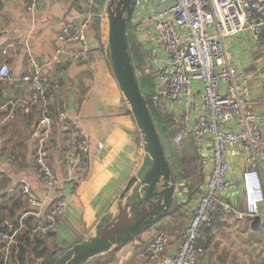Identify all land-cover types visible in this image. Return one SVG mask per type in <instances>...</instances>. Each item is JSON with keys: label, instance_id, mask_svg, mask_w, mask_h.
Returning a JSON list of instances; mask_svg holds the SVG:
<instances>
[{"label": "crops", "instance_id": "0c3cea01", "mask_svg": "<svg viewBox=\"0 0 264 264\" xmlns=\"http://www.w3.org/2000/svg\"><path fill=\"white\" fill-rule=\"evenodd\" d=\"M114 2L107 7L101 2L91 5L89 0H39L37 8L29 12L23 0H0V70L3 65H8L11 71L10 80L0 82V231L16 233L18 244L22 234L28 236L25 259L29 264H48L52 259L64 257L73 262L79 251L110 237L115 227L122 226L124 219L128 223L134 220L133 190L125 196L124 192L144 165L145 151L139 128L127 116L129 107L113 80L105 57L108 18ZM106 13L108 15L104 17ZM90 15L93 16L92 27L86 33L85 42L67 48L69 51L88 50L93 54V61L90 64L75 63L58 54V37L63 28L80 24ZM95 19L99 20L98 28ZM130 21V35L143 48V43L139 42V18L132 14ZM224 43L233 54L235 65L248 78L251 107L259 117L263 133L259 165L264 183V58L249 31L226 37ZM5 49H8L7 54H3ZM30 58L40 62L45 74L62 85L59 95L50 99L52 113L56 115L63 109L70 119L79 122L91 141L83 168L77 171L65 162L66 135L59 127L54 131L48 148L49 165L59 179V192L63 193L68 206L57 226L46 233L42 230L48 225L47 213L52 203L37 207L21 200L24 183L41 197L54 199L57 196L55 190L48 191L36 176L35 152L41 107L26 114L23 106V101L32 94L30 84L23 81V77L32 72ZM194 86L200 89L201 84L196 81ZM166 107L171 119L173 115L188 111L193 117L191 128L194 119L205 114L198 101L185 102L182 106L167 103ZM178 130L182 134L173 141L162 128L158 130L170 163L171 184L175 185L169 209L163 211L156 225L144 228L132 241L111 245L106 252L82 264H152L145 257L144 249L161 231H166L170 237L166 253L174 254L178 250L187 234L199 185L185 176L189 166L176 150L177 147L180 152L188 150L189 153L192 131L186 134ZM189 137L192 140L188 142ZM183 141L186 144L183 145ZM98 144L103 145L100 151ZM195 150L199 155L197 147ZM229 157L231 188L221 197L222 205L213 214L199 241V264H264V205L260 224L255 227V217L246 215L242 180L248 165L246 156L234 149ZM206 177L202 170V182ZM162 189L159 187L156 191ZM144 196L145 192L141 190L136 198L143 202ZM36 235L43 241L37 252L32 244ZM43 249L46 250L45 257L38 260L35 255ZM1 251L0 246V255Z\"/></svg>", "mask_w": 264, "mask_h": 264}, {"label": "built area", "instance_id": "2783aa9c", "mask_svg": "<svg viewBox=\"0 0 264 264\" xmlns=\"http://www.w3.org/2000/svg\"><path fill=\"white\" fill-rule=\"evenodd\" d=\"M33 12L39 0H23ZM113 0H89L93 5H108ZM139 18V42L145 52V63L136 68L138 80L149 78L153 88L148 91L150 104L162 101L182 106L185 102L198 101L205 114L194 119L188 111L173 115V123L183 132L192 131L200 163L206 179L198 185V196L188 223L185 239L174 254H167L170 237L166 231L158 232L144 249L152 264H199V241L203 238L212 216L221 207V197L231 188L230 153L239 149L245 156L247 168L243 174L246 215L260 217L264 205V183L259 165V152L263 133L259 117L251 107L248 78L234 63L233 54L224 43L226 37L249 31L251 39L264 58V2L260 0H134L133 13ZM90 15L80 24L67 25L58 37L57 53L75 63L90 64L93 54L85 49L69 51L68 46L85 42L92 27ZM107 47V46H106ZM106 50V49H105ZM8 49L3 51L7 54ZM32 72L23 77L32 94L23 101L25 113L40 106L42 119L37 128L38 141L35 152L36 176L48 190L57 193L54 199L41 197L28 184L21 187L23 203L44 207L52 203L47 213L48 225L44 233L53 230L67 210L68 201L59 192V179L49 165V143L55 129L66 135L67 165L77 171L83 168L91 148L90 137L78 121L70 119L60 109L51 111L50 99L59 95L62 85L45 74L44 66L34 58L29 59ZM11 78L8 65L0 70V82ZM201 84L200 89L194 82ZM199 96V97H198ZM148 105V104H147ZM149 107V105H148ZM209 148V149H208ZM100 151L102 144L97 145ZM209 151V152H208ZM16 233L0 232L2 247L0 264H10V251L18 245Z\"/></svg>", "mask_w": 264, "mask_h": 264}, {"label": "water", "instance_id": "95a60500", "mask_svg": "<svg viewBox=\"0 0 264 264\" xmlns=\"http://www.w3.org/2000/svg\"><path fill=\"white\" fill-rule=\"evenodd\" d=\"M118 1L116 11L113 12L110 9L108 18L109 39L105 57L139 128L144 144L145 163L124 192L125 196L133 190L131 201L134 203V220L128 223L127 219H124L121 223L122 226L115 227L110 237L88 249L79 251V256L73 262L69 257H64L52 259L48 264H82L87 259L106 252L111 245L128 243L138 237L144 228L156 225L161 220L163 211L169 209L172 203L171 197L174 194L175 185L171 184L170 165L150 109L141 91L130 51L127 30L128 22L133 13L134 0ZM125 11L127 17H125ZM159 187L163 189L156 191V188ZM141 190L145 192L143 202L136 198ZM259 224V217H255L254 226L257 227ZM120 227V231H117Z\"/></svg>", "mask_w": 264, "mask_h": 264}, {"label": "trees", "instance_id": "16d2710c", "mask_svg": "<svg viewBox=\"0 0 264 264\" xmlns=\"http://www.w3.org/2000/svg\"><path fill=\"white\" fill-rule=\"evenodd\" d=\"M130 20H131V18H130ZM130 20L128 22V30H127L128 34H129L128 40L130 43V48H131L130 51H131L133 63L135 65V67L138 69V68H141L142 65H144V63H145V58H144L145 54H144L143 48L137 42H135L133 37L130 35V33H132V24H131ZM94 23L96 24V26L98 28L99 27V20L95 19ZM113 80H114V82L118 88V84H117L114 76H113ZM139 83H140L141 91H142L143 95L145 97H147L148 91H150L153 88L152 81L149 78H143L142 80L140 79ZM118 90L121 93L119 88H118ZM121 96H122L124 102L126 103L122 93H121ZM147 104L149 105V109H150L153 121L157 127V130L161 131V128H162L164 133L169 138V140L171 139L172 141L175 140L180 134H182L179 132L178 127L173 123V121L170 117V113H169L166 105L162 101L159 103V105L157 107L154 106L153 104H150L148 99H147ZM126 105L128 106L127 103H126ZM127 116L133 119L132 114L130 112V108L127 111ZM187 140L189 142L190 140H192V137H189ZM193 140H192V143L189 144V149H190L189 153H188V150L186 153H182L179 151V149L177 147H176V150H177L179 156L181 157V159H183V161L186 163V165L189 166V169L186 171L185 176L187 178L193 180L194 183L200 184L202 182V167H201V163H200V157H199V155L196 154L197 153L195 150L196 145H195V142H193ZM161 142H162V140H161ZM182 144L184 145L186 143H184V141H183ZM164 150H165V148H164ZM169 165H170V163H169ZM18 227L19 226L17 225L15 227L16 228L15 230H17ZM7 234L12 235L13 232H10ZM26 242L29 243L28 236L22 234L20 241H19V244L15 247L11 248L10 264H29L26 262V259H25V254H26L27 249L29 247V244L27 243L28 244L27 245ZM24 243H25V246H24ZM32 244H33V246L35 245L34 249L37 252L39 250V248L42 246L43 241H41V239L39 238V235H36L33 238ZM45 251L46 250L43 249L42 252H39L38 255H35V258H37L38 260L41 258H44L45 257ZM0 259H1V255H0Z\"/></svg>", "mask_w": 264, "mask_h": 264}, {"label": "rangeland", "instance_id": "374dc122", "mask_svg": "<svg viewBox=\"0 0 264 264\" xmlns=\"http://www.w3.org/2000/svg\"><path fill=\"white\" fill-rule=\"evenodd\" d=\"M114 3H115V4H114ZM114 3L111 5V10H112L113 12L116 11L119 2H118V1H115ZM110 4H111V3H109L107 7H109ZM107 15H108V13H106V15H104V17H106ZM125 17H127L126 11H125ZM105 20H106V18H105ZM144 58H145V55H144ZM143 78H145V77H143ZM143 78H142V79H143ZM142 79H141V80H142Z\"/></svg>", "mask_w": 264, "mask_h": 264}]
</instances>
